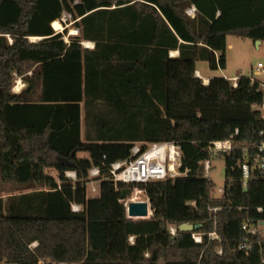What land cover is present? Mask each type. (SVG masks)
Instances as JSON below:
<instances>
[{
  "label": "trees",
  "instance_id": "obj_1",
  "mask_svg": "<svg viewBox=\"0 0 264 264\" xmlns=\"http://www.w3.org/2000/svg\"><path fill=\"white\" fill-rule=\"evenodd\" d=\"M64 13L79 29L68 40L67 28L52 25ZM228 35L264 42V0H0V175L35 188L0 196V264H264L261 235L239 249L246 219L264 221V174L244 188L237 169L240 148L264 129L252 108L264 104L261 81L240 76L235 87L196 76L200 60L226 68ZM16 76L28 84L20 93L12 91ZM237 129L229 155L209 154L212 141ZM157 142L181 146L187 176L105 178L100 195L87 197L91 168L108 177L136 143L144 151ZM217 157L226 177L218 194L200 164L213 167ZM136 188L151 199L150 219L128 217ZM183 222L199 227L170 234Z\"/></svg>",
  "mask_w": 264,
  "mask_h": 264
},
{
  "label": "built area",
  "instance_id": "obj_2",
  "mask_svg": "<svg viewBox=\"0 0 264 264\" xmlns=\"http://www.w3.org/2000/svg\"><path fill=\"white\" fill-rule=\"evenodd\" d=\"M188 14L194 17L196 15V7L192 6L187 10ZM196 76L203 79L200 71H196ZM264 76V63L258 62L251 76L252 81L259 80ZM233 84L236 87L238 78H234ZM261 87L264 90V83L261 82ZM252 108L259 111L264 119V104H253ZM239 134L237 129L228 139L212 141L207 150L211 156L229 155L234 150V136ZM259 141L255 143H247L240 148L241 155L237 161V169L241 171L244 188L247 187L249 181L254 177L256 172L264 174V129L258 133ZM142 144V143H141ZM204 167V176L211 179V160L200 161ZM182 149L175 142H157L151 143L142 151V145L135 144L131 150L130 158L112 163L108 169V177L102 176L100 167H93L89 171V178L86 183V194L88 198H96L100 195L101 183L105 178H111L117 184L122 181L125 183L132 182H148L153 180H162L166 178H176L187 176L189 170L183 171ZM66 176L76 180L77 173L75 171H66ZM225 186V185H224ZM224 187L219 188L218 192L222 193ZM149 199V198H147ZM127 205V204H126ZM74 211H80L81 206L73 204ZM218 208H213L217 212ZM258 212L263 213L264 208L258 207ZM243 230L248 235L246 241L240 246V250H248L252 247L250 236L261 235L264 237V221H255L251 218L246 219L242 226ZM178 227L170 226V234L177 235ZM196 242L202 241V236L193 234ZM211 238L219 239L216 232L210 233ZM130 241L134 242V237H130ZM221 254L222 250L218 249Z\"/></svg>",
  "mask_w": 264,
  "mask_h": 264
},
{
  "label": "rangeland",
  "instance_id": "obj_3",
  "mask_svg": "<svg viewBox=\"0 0 264 264\" xmlns=\"http://www.w3.org/2000/svg\"><path fill=\"white\" fill-rule=\"evenodd\" d=\"M60 22L63 25L61 29H55L57 32H63L65 28L68 29L67 34L64 36L66 40H68L70 35H77L79 33V29L74 24L72 17L68 13H64L60 19ZM76 31V32H74ZM74 32V33H73ZM31 40V39H30ZM31 41H37L32 38ZM84 46L93 47L94 44L89 41L83 42ZM230 44H233V47H230ZM171 55L177 56L179 55L175 51H172ZM264 63V42L260 48H257L256 43L251 39H242L235 35H228L227 37V48H226V68L225 69H212L207 61L200 60L197 62V68H199L203 75L207 74H215L217 76L223 77L224 74L228 76H235L237 73H241L246 76H252L253 71L256 68L258 62ZM29 75L32 72L28 73ZM264 79V76H261ZM15 82L12 91L15 93H20L23 89H25L28 84L21 77L16 76ZM15 89H20L19 91H15ZM138 145H142L141 143H136ZM77 157L79 158H87L89 157L88 153L78 152ZM211 171V179L213 183L216 185V193L218 194V189L224 187L226 182L225 177V160L223 158H216L213 160V167ZM48 172L55 176L57 179L59 177V173L55 169H48ZM71 178V177H70ZM35 190L32 187L20 186L13 181H4L0 175V196L5 199L11 195L31 192ZM146 193L141 189H134L133 193L130 197L125 201V204H128L131 201H141L148 200ZM153 215L150 214L146 219H150ZM139 220V219H135ZM36 243L32 245L35 247ZM43 263L47 262L45 260H41ZM48 262H52V259H48Z\"/></svg>",
  "mask_w": 264,
  "mask_h": 264
},
{
  "label": "water",
  "instance_id": "obj_4",
  "mask_svg": "<svg viewBox=\"0 0 264 264\" xmlns=\"http://www.w3.org/2000/svg\"><path fill=\"white\" fill-rule=\"evenodd\" d=\"M42 38H39L41 40ZM257 44L260 43V41H256ZM90 47V46H86ZM174 56V55H173ZM75 155V152H73L69 158L62 157L61 160L63 161H70L71 157ZM127 214L129 218L132 219H146L150 216V213L153 215V209L151 204V199L148 200H141V201H131L127 205ZM199 227V224L191 223V222H183L180 225H178V229L181 232H192L195 229Z\"/></svg>",
  "mask_w": 264,
  "mask_h": 264
},
{
  "label": "crops",
  "instance_id": "obj_5",
  "mask_svg": "<svg viewBox=\"0 0 264 264\" xmlns=\"http://www.w3.org/2000/svg\"><path fill=\"white\" fill-rule=\"evenodd\" d=\"M255 43H256V42H255ZM262 44H263L262 41H260L259 44L256 43L257 48H260ZM230 47H233V44H230ZM197 70L200 71V73H201V75H202V77H203L202 80H203V83H204V84H209V83H210V80H211L213 77L217 76V75H215V74H207V75L205 76V75L202 74V72H201V70H200L199 68H198ZM221 75H222V74H220V76H221ZM240 76H246V75H243V74H241V73H237L235 76H228L227 74H224L223 77H225V78H227V79H229V80L232 81L234 78H238V77H240ZM259 80H260L262 83H264V79H263L262 77H260ZM85 153H86V152H85Z\"/></svg>",
  "mask_w": 264,
  "mask_h": 264
},
{
  "label": "bare ground",
  "instance_id": "obj_6",
  "mask_svg": "<svg viewBox=\"0 0 264 264\" xmlns=\"http://www.w3.org/2000/svg\"><path fill=\"white\" fill-rule=\"evenodd\" d=\"M52 25H53V27L55 28V29H61V28H63V25H62V23L60 22V20H56V21H54L53 23H52ZM74 32H76V31H74ZM73 32V33H74ZM33 39L34 40H39V38L38 37H33ZM176 53H178V51H175ZM20 89H15V91H19ZM151 214V213H150Z\"/></svg>",
  "mask_w": 264,
  "mask_h": 264
}]
</instances>
